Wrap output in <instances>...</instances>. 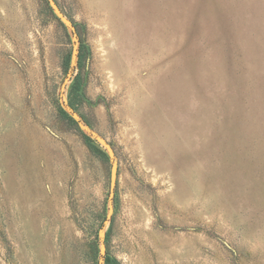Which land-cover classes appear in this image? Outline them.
<instances>
[{
	"label": "rangeland",
	"instance_id": "1",
	"mask_svg": "<svg viewBox=\"0 0 264 264\" xmlns=\"http://www.w3.org/2000/svg\"><path fill=\"white\" fill-rule=\"evenodd\" d=\"M0 264H264V0H0Z\"/></svg>",
	"mask_w": 264,
	"mask_h": 264
},
{
	"label": "trees",
	"instance_id": "2",
	"mask_svg": "<svg viewBox=\"0 0 264 264\" xmlns=\"http://www.w3.org/2000/svg\"><path fill=\"white\" fill-rule=\"evenodd\" d=\"M72 108H73L74 110H76L74 107H72ZM108 260L110 261V259H107V261H108Z\"/></svg>",
	"mask_w": 264,
	"mask_h": 264
},
{
	"label": "water",
	"instance_id": "3",
	"mask_svg": "<svg viewBox=\"0 0 264 264\" xmlns=\"http://www.w3.org/2000/svg\"><path fill=\"white\" fill-rule=\"evenodd\" d=\"M51 3H53V0H49Z\"/></svg>",
	"mask_w": 264,
	"mask_h": 264
}]
</instances>
